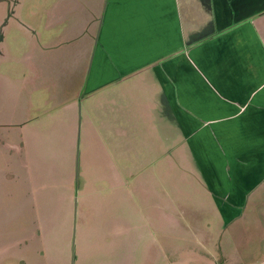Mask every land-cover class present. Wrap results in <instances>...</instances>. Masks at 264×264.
Masks as SVG:
<instances>
[{"label": "crops", "instance_id": "obj_1", "mask_svg": "<svg viewBox=\"0 0 264 264\" xmlns=\"http://www.w3.org/2000/svg\"><path fill=\"white\" fill-rule=\"evenodd\" d=\"M4 1L0 35L35 37L18 83L0 70L9 106L0 152L11 184L27 180V120L44 90L40 109L82 116L84 142L113 187L109 226L137 229L147 241L156 228L165 237L175 228L189 264H264V0ZM0 46L7 57L2 39ZM124 146L129 161L107 150ZM154 164L157 190L153 179L137 180ZM184 193L195 203L206 197L203 206L218 212L224 230L216 241L184 222ZM25 240L0 243V255ZM163 251L170 264L171 249Z\"/></svg>", "mask_w": 264, "mask_h": 264}, {"label": "rangeland", "instance_id": "obj_2", "mask_svg": "<svg viewBox=\"0 0 264 264\" xmlns=\"http://www.w3.org/2000/svg\"><path fill=\"white\" fill-rule=\"evenodd\" d=\"M6 7L7 3L0 0V14ZM25 14L27 16L29 11ZM1 39L7 57H0V70L18 83L21 65L26 66L23 52L30 48L35 37L10 30L6 36L0 35V42ZM2 54L0 50V56ZM16 83L9 85L12 91L17 87ZM5 93L2 91L1 96ZM40 94L41 97L37 93L32 98L35 107L29 110L27 120L32 139V145L24 147L27 180L16 181L15 187L11 184L5 174L9 170L7 157L0 152V243L8 242L12 237L19 240L24 236L26 239V244L16 250L4 251L0 255V264H164L165 247L172 251L170 264H189L182 257L184 248L176 243L174 235L178 230L175 228L168 229L167 237L164 231L156 228L154 238L147 241L143 235L134 234L139 231L137 229L135 232L125 228L121 231L108 225L109 212L105 217L104 212L115 202L113 187L104 176L103 163L98 165L93 161L96 158L91 153L93 144L84 142V131H80L82 116L67 115L70 109L65 108L40 109L41 103L45 106L41 99L45 91ZM10 100L12 108L15 100L12 97ZM7 108L8 101L4 105L0 99V124L5 120ZM171 131L172 137H176L178 132L173 126ZM107 150L113 159L129 161L132 155L128 146ZM158 167L154 164V168L138 175L137 180L150 178L153 179V190L161 188L155 171ZM179 188L185 190L181 183ZM182 198L189 201L185 204L187 218L184 222L195 223L198 230L202 228L208 232L209 241H216L224 230L223 224L216 210L203 206L209 204L207 198L197 199L200 203H195L191 193H184ZM18 206H22L20 211L11 212ZM195 206L197 210L193 208ZM200 209L205 211L201 213ZM123 232L126 234L121 235ZM213 246L208 242L206 248L211 250Z\"/></svg>", "mask_w": 264, "mask_h": 264}, {"label": "flooded vegetation", "instance_id": "obj_3", "mask_svg": "<svg viewBox=\"0 0 264 264\" xmlns=\"http://www.w3.org/2000/svg\"><path fill=\"white\" fill-rule=\"evenodd\" d=\"M3 250L2 247H0V251Z\"/></svg>", "mask_w": 264, "mask_h": 264}]
</instances>
